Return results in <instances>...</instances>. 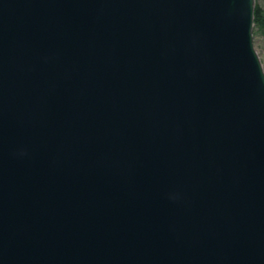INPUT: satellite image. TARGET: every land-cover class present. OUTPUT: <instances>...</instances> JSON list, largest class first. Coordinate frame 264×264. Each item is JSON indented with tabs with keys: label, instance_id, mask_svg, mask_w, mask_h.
<instances>
[{
	"label": "water",
	"instance_id": "1",
	"mask_svg": "<svg viewBox=\"0 0 264 264\" xmlns=\"http://www.w3.org/2000/svg\"><path fill=\"white\" fill-rule=\"evenodd\" d=\"M254 0H0V264H264Z\"/></svg>",
	"mask_w": 264,
	"mask_h": 264
},
{
	"label": "rangeland",
	"instance_id": "2",
	"mask_svg": "<svg viewBox=\"0 0 264 264\" xmlns=\"http://www.w3.org/2000/svg\"><path fill=\"white\" fill-rule=\"evenodd\" d=\"M255 8L261 11L262 21L260 23H254L253 25L252 44L264 73V0H254Z\"/></svg>",
	"mask_w": 264,
	"mask_h": 264
},
{
	"label": "trees",
	"instance_id": "3",
	"mask_svg": "<svg viewBox=\"0 0 264 264\" xmlns=\"http://www.w3.org/2000/svg\"><path fill=\"white\" fill-rule=\"evenodd\" d=\"M254 23H260L262 21V13L258 8L254 9Z\"/></svg>",
	"mask_w": 264,
	"mask_h": 264
}]
</instances>
